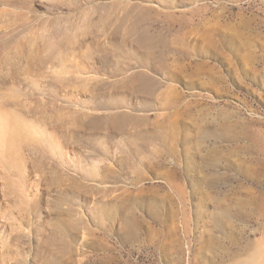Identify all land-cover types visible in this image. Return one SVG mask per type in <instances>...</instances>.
Segmentation results:
<instances>
[{
	"label": "rangeland",
	"instance_id": "1",
	"mask_svg": "<svg viewBox=\"0 0 264 264\" xmlns=\"http://www.w3.org/2000/svg\"><path fill=\"white\" fill-rule=\"evenodd\" d=\"M263 246L264 0H0V264Z\"/></svg>",
	"mask_w": 264,
	"mask_h": 264
},
{
	"label": "bare ground",
	"instance_id": "2",
	"mask_svg": "<svg viewBox=\"0 0 264 264\" xmlns=\"http://www.w3.org/2000/svg\"><path fill=\"white\" fill-rule=\"evenodd\" d=\"M256 174H258V173H256ZM242 264H264V246H263L260 253H256L255 255H253L250 258V260H248V261L245 260V262H242Z\"/></svg>",
	"mask_w": 264,
	"mask_h": 264
}]
</instances>
